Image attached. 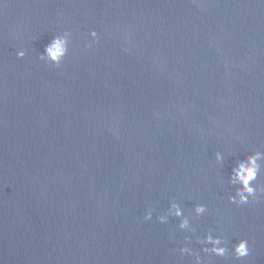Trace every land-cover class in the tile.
I'll return each mask as SVG.
<instances>
[{"label": "water", "instance_id": "obj_1", "mask_svg": "<svg viewBox=\"0 0 264 264\" xmlns=\"http://www.w3.org/2000/svg\"><path fill=\"white\" fill-rule=\"evenodd\" d=\"M65 30L61 67L40 61ZM254 151L264 0H0V264H264V160L256 197L228 199Z\"/></svg>", "mask_w": 264, "mask_h": 264}, {"label": "clouds", "instance_id": "obj_2", "mask_svg": "<svg viewBox=\"0 0 264 264\" xmlns=\"http://www.w3.org/2000/svg\"><path fill=\"white\" fill-rule=\"evenodd\" d=\"M193 2L195 3L196 0H193ZM87 36L88 40L84 43L85 50L91 49L99 39L95 30L89 31ZM70 37L71 33L67 30L54 35L50 42L45 45L43 52L39 54L38 59L55 68H60L69 52ZM16 57L17 59H23L25 57V52L23 50H18L16 52ZM181 111L183 110L181 109ZM112 131L114 134H116L114 130ZM215 159L217 163H220L223 160V155L220 152H216ZM262 160H264V152L254 151L242 158H238L235 161V164L232 168L230 182L233 184H238L239 187H235L233 189L234 194H229L228 196V199L232 203L238 205H247L250 198L256 197L258 189L256 186H253L252 182L257 179L261 171L260 161ZM194 211L197 216H201L207 212V208L202 204H198L195 206ZM168 214L180 218L182 216L180 206L175 202H171ZM151 219L152 212L149 210L143 216V220L148 222ZM158 220L160 223L166 222L164 216L158 217ZM188 226V220L184 218L181 219L178 227L180 229H186ZM200 243L211 245V248L206 247L203 249L205 253L223 257L229 251V249L224 246V243H222L221 237H213L211 234L207 235L203 241H200ZM179 251L181 256L185 254L193 255L192 251L188 248H181ZM249 253V243L246 239H239L231 247L232 258L235 260H241L242 258L247 257ZM196 264H201V260L198 255L196 256Z\"/></svg>", "mask_w": 264, "mask_h": 264}]
</instances>
